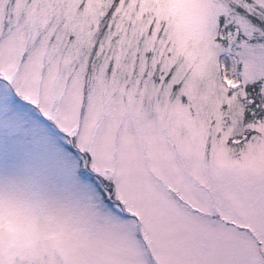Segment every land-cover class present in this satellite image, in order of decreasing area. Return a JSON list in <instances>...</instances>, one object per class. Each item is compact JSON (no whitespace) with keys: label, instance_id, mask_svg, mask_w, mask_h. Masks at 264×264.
Returning <instances> with one entry per match:
<instances>
[{"label":"snow or ice","instance_id":"1","mask_svg":"<svg viewBox=\"0 0 264 264\" xmlns=\"http://www.w3.org/2000/svg\"><path fill=\"white\" fill-rule=\"evenodd\" d=\"M0 264H264V0H0Z\"/></svg>","mask_w":264,"mask_h":264}]
</instances>
